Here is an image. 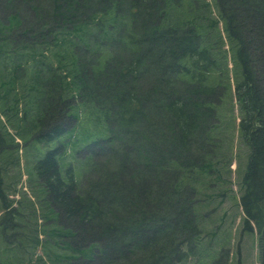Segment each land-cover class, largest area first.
<instances>
[{"label": "trees", "instance_id": "obj_1", "mask_svg": "<svg viewBox=\"0 0 264 264\" xmlns=\"http://www.w3.org/2000/svg\"><path fill=\"white\" fill-rule=\"evenodd\" d=\"M213 2L217 17L207 0H0V119L24 147L53 144L40 187L70 246L98 245L73 264H230V247L205 249L196 209L224 165L229 99L249 148L241 234L264 264V0ZM86 109L108 135L70 149ZM9 141L2 124L0 168ZM1 186L5 234L16 209Z\"/></svg>", "mask_w": 264, "mask_h": 264}, {"label": "rangeland", "instance_id": "obj_2", "mask_svg": "<svg viewBox=\"0 0 264 264\" xmlns=\"http://www.w3.org/2000/svg\"><path fill=\"white\" fill-rule=\"evenodd\" d=\"M207 1L212 6L213 14L217 17L213 0ZM225 48L228 50L227 45ZM261 64L264 65L262 61L259 65L261 66ZM229 67H233L230 60ZM229 103L225 109L222 105V112L227 116V119H224V116L221 118L218 129L221 139L219 143L222 142L223 151H225L224 165H220V176H218V172H213L206 178L207 185H203L202 189L205 194L200 191V185L197 186V192H201L198 194V198L203 199L206 195L213 194L206 201L196 205L198 222L202 230L205 231L203 236L206 242L205 249L209 251L218 248V246H227L231 248L232 252L230 264H237L238 257L242 264H259L255 235L247 232L241 234L243 213L239 203L240 183L246 169L249 148L238 134L240 121L238 107L235 101L231 103L229 99ZM84 114L85 117L80 119L77 131L65 134L70 149L72 144L85 146L108 135L100 111L86 109ZM2 124H6L7 132L13 136L14 141H9L12 146L7 150V166L0 168L1 187L8 199L13 201L12 207L16 209V216L12 219L15 223L13 224L14 228L11 225V228L5 230L7 231L5 234L4 228L7 224L1 223L0 264H73L77 257L92 256L98 245L94 244L81 250H75L70 246L68 236L71 232L59 227V224H62L58 219L59 215L52 212L46 193L41 189V184L33 169L37 159L43 158L46 151L53 147V144L49 147L40 146L39 149L34 148L32 144L24 147V140L16 134V130L20 129V126L8 124L6 119H0V126ZM6 137L10 139L8 135ZM83 156L82 152L77 154V158ZM69 160L75 162L72 156L66 155L64 161L69 162ZM213 161H217V157ZM76 175L81 184L82 164L76 168ZM215 192H219L225 197L222 198L219 193ZM205 205L207 206L206 213L202 208ZM17 209L20 210V214H17ZM5 211L3 203L0 201V219L4 216ZM12 231H15L16 234ZM238 248H240V255L236 254Z\"/></svg>", "mask_w": 264, "mask_h": 264}]
</instances>
